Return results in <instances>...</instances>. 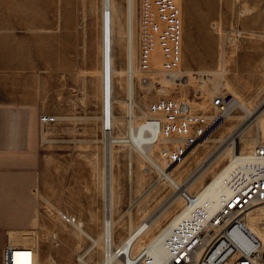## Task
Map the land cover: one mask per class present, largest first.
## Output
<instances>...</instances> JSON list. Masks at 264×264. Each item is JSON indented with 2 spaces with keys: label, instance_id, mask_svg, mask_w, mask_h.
I'll return each mask as SVG.
<instances>
[{
  "label": "rangeland",
  "instance_id": "374dc122",
  "mask_svg": "<svg viewBox=\"0 0 264 264\" xmlns=\"http://www.w3.org/2000/svg\"><path fill=\"white\" fill-rule=\"evenodd\" d=\"M182 6L184 39L190 44V51L184 47L185 61L194 70L220 71L225 67L230 87L216 93L231 91L257 107L264 99V0H183ZM115 27L113 89L120 101L114 103V113L121 123L115 133L122 134L126 130V63L123 38ZM101 33L102 0H0V189L11 193V206L16 203L0 207V217L18 216L13 221H0V250L8 232H35L29 242L39 247L40 260L83 264L79 256L91 240L62 220L58 212L76 216L93 235L102 230L105 151ZM158 71L173 81L144 85L139 71L136 91L146 109L150 110L151 103L160 98H188L212 113L211 96L199 88L203 84L200 75ZM234 112L244 114L241 108ZM50 115L58 119L43 121V116ZM242 120L241 116L226 118L211 136L221 130L229 135V130ZM255 128L253 125L247 134H255ZM220 143L199 140L197 145L189 146L178 162L176 175L184 179ZM241 146L247 149L248 144L243 142ZM142 161L139 156L130 158L126 147L116 152L114 172L120 211L127 209L131 199L155 179L165 182ZM170 190L171 186L161 185L157 193H150L148 202L135 206V224L151 215ZM129 218L127 212L114 233L127 231ZM169 218H164L161 225ZM101 258L98 248L88 255L93 264Z\"/></svg>",
  "mask_w": 264,
  "mask_h": 264
},
{
  "label": "built area",
  "instance_id": "2783aa9c",
  "mask_svg": "<svg viewBox=\"0 0 264 264\" xmlns=\"http://www.w3.org/2000/svg\"><path fill=\"white\" fill-rule=\"evenodd\" d=\"M136 17L137 64L145 76L143 82L147 84L150 82L147 75H154L159 69L165 70L180 53V29L173 0H138ZM209 105L212 113L185 99L168 101L160 98L151 103L152 112L169 116H148L146 119V123L157 129L152 143L159 141L160 137L167 140L160 150L166 168H172L189 146L211 136L224 122L228 112L240 108L238 98L228 90L211 96ZM57 119L56 115L43 116V121ZM110 128V122L106 121L104 129ZM147 132L151 133L149 129ZM229 141L232 139L222 141L214 151ZM249 152L242 154L239 148L231 160L233 163L221 173L217 190L211 197L215 206L201 203L198 192L185 186L188 181L185 178L180 185L171 184L170 194L146 217V225H142L140 230H147L152 219L171 205L170 201L176 194L181 197L184 207L179 213L180 221L166 226L169 262L147 261L140 249L133 254H123L122 264H264V238L248 224L249 211L264 206V143ZM202 163L190 173H196ZM232 171H241V180H232ZM156 182L158 179L152 183ZM59 215L75 230H85L84 222L76 216L65 212H59ZM36 252V245L29 240L17 241L8 236L1 249V264H13L16 258L29 264H57L52 258L38 259Z\"/></svg>",
  "mask_w": 264,
  "mask_h": 264
},
{
  "label": "bare ground",
  "instance_id": "6f19581e",
  "mask_svg": "<svg viewBox=\"0 0 264 264\" xmlns=\"http://www.w3.org/2000/svg\"><path fill=\"white\" fill-rule=\"evenodd\" d=\"M173 1H174V11L176 13L177 21L180 29V39L178 44L180 53L176 57L175 61L171 63L164 71L169 72V71L178 70L181 72V74L200 75L201 82L203 84H200L199 88L203 92H206V94H209V96H213L214 93H216L222 87H227V88L230 87L229 81L226 79L225 76L226 74L225 67L220 68V71L219 69L215 70V69H204V68L199 70H194L185 61L184 47L186 46V48L190 51V44L189 42L185 43L184 34H183L184 32L183 17H182L183 0H173ZM136 2L137 0H124L123 3L120 0H102V33H101L102 62L100 68L101 99H102L101 119L103 125L105 124L106 121L110 122L111 128L110 130L104 129L103 131L104 136L102 140L104 143L103 151H105L104 165L102 168V174H103L102 190L105 201L102 230L97 235L91 234L86 229L81 231V233H83L87 238L91 240V243L79 256V260L83 264H93L89 261L88 255L92 253L96 248L102 251V258L98 264H122L121 256L123 254H128V255L133 254L140 249H141V255L143 257H146L147 261H154L155 259L156 261L169 262L170 253H169V242H168V233L166 230V226L169 223L180 221L181 216H179V213L180 210H182V208L184 207V203L180 200L181 197L178 194H176L173 197L172 201H170L171 205L167 206L166 209L164 208L165 210L163 209V212H161L159 215H157L155 218L152 219L151 224L149 225L147 230H140L142 225H146V218L141 222L135 224L134 216H133V209L135 208V206H137L140 202L141 203L148 202V199H150L151 197L150 193L152 191L155 193L161 185L162 186H168V185L170 186L171 184H173V186L175 184L180 185L184 182L185 178L188 179L185 186L190 191L193 190L198 192L201 203H204L208 206H215V203L213 202L211 197L214 195V193L217 190L221 173L225 168H227L230 164L233 163L231 160H233L232 158L236 154H238V149L239 148L241 149L242 154H249L250 153L249 151L252 148H254L256 145L260 143H264V99L258 104L257 107L253 108L249 102L245 101L243 98L240 97L238 98L239 107L244 112V114L241 115L235 113L234 110H231L226 115V118L230 119L241 116L243 118L242 121L246 120L244 124L240 125L241 124L240 122L236 124V127L234 128L232 127L229 130V132H231L230 135L226 136L225 131L221 130L218 133V135L208 136L205 139L201 140V141L211 140V141L222 142L224 140L232 139V141L224 143L222 145L223 147L217 149L216 151L213 150L210 154H208L205 158L202 159L201 162H203L202 163L203 165L200 167V169L194 174L192 173H190L189 175L187 174L184 177V179L181 178L182 175H176L175 173L176 172L175 169L178 166V164L181 162V160L184 158V155L178 161L179 163L177 162L172 168L165 167L164 164L165 162L160 155V150L164 145L162 143L167 142V140L165 138L160 137L159 141L152 143V141L154 140L157 134V129L156 126L151 124L149 125L148 123H146V119L148 116L161 117V118L169 117V116L157 112H152L151 110L146 109V104H142V102L139 100L136 91V81H137L136 78L139 80V75H140L139 73L140 69L138 68V64H137ZM115 26H118V31L121 34V37L123 38L125 63H126V85H125L126 130L123 131L122 134L115 133V127L116 126L121 127V123L119 120L120 117L114 113V103L120 101L119 97H115L114 89H113L114 58H113L112 33L116 28ZM143 77L145 76L144 75L142 76L141 81L142 84L144 85L147 84L151 85L152 82H154V85L160 84L161 82L169 83L172 82L174 79L169 76H164L158 70L155 72L154 75L152 74L150 76L147 75L148 79H150V82H148L147 84L143 82ZM184 77L186 76H183L182 80ZM204 95L205 94H203V96ZM184 99L192 102L188 98H184ZM143 103H146V100H144ZM253 125L256 127L255 134H253L254 132L252 134L251 133L247 134V132H249V130L253 127ZM148 129L151 131V133L147 132ZM258 131L260 134L259 138H258ZM243 142H247L248 144L247 149L242 148L241 144ZM117 146H119L120 148L121 147L128 148V155L132 159H134L135 156L141 157L143 159L141 164L147 162L148 165L146 166L148 168L151 167L154 170H156L160 174V178L165 180V182L162 184L159 182L150 184L147 188L144 189L143 192H141V194L138 197H133L131 199L128 208L125 209L124 211H120L117 205L118 192L115 185V172H114V165L116 162V152L118 151L119 148ZM130 166L131 167H129L130 168L129 172L133 174V166L132 165ZM159 180L160 179H158V181ZM232 180H241V171H232ZM11 182L12 181H10V183ZM7 190L4 188L0 189V207H12L14 206V204L16 206V203H14L13 200L12 201L14 204H12L11 206L10 203L12 202L8 200L9 198L8 195H10L11 193L8 194L9 191ZM22 199L23 198H21V200ZM258 208L259 210H257ZM127 212H128V216L130 217L129 225L126 233L127 235L120 242H118L116 240L117 238L115 239L114 236L115 227H117L119 224L123 222L125 214ZM169 216L170 218L166 222V224L161 225L164 218ZM5 218L8 221H13L15 218H18V216L16 215L1 216L0 221ZM9 224H12V222H9ZM248 224L253 231L257 232L262 238H264V208H262V205L249 211ZM36 233L38 232L36 231ZM34 234L29 232L16 233L14 231H10L8 232L7 237L10 236L11 238L16 239L17 241L24 240V242H27L28 240L34 238V236L36 235ZM36 249H37L36 256L38 259H40L39 247L37 248L36 246ZM13 264H29V263L22 261L21 258H16Z\"/></svg>",
  "mask_w": 264,
  "mask_h": 264
},
{
  "label": "crops",
  "instance_id": "0c3cea01",
  "mask_svg": "<svg viewBox=\"0 0 264 264\" xmlns=\"http://www.w3.org/2000/svg\"><path fill=\"white\" fill-rule=\"evenodd\" d=\"M206 154L207 153H205V155ZM205 155H203V156H205ZM126 233H127V231H123L122 233H120V232L114 233L115 237L117 238L116 240L118 242H120L127 235ZM0 264H1V250H0Z\"/></svg>",
  "mask_w": 264,
  "mask_h": 264
}]
</instances>
